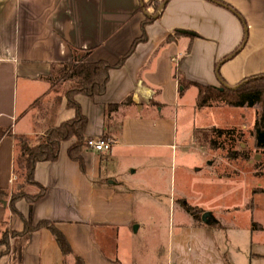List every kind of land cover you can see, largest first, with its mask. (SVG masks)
Listing matches in <instances>:
<instances>
[{"label":"crops","instance_id":"obj_1","mask_svg":"<svg viewBox=\"0 0 264 264\" xmlns=\"http://www.w3.org/2000/svg\"><path fill=\"white\" fill-rule=\"evenodd\" d=\"M147 17L152 20L146 22ZM143 32L145 40L116 67ZM74 50L89 51L90 62L115 66L102 95L76 96L88 120L86 140L105 136L114 145L98 153L85 144L82 169L68 154L73 141L62 142L56 161L35 167V180L46 193L32 208L25 198L18 200L19 215L12 212L10 198L0 202V230L22 232L21 215L33 225L49 220L65 235L72 253L64 255L52 232L40 228L25 239L12 237L9 248L0 243V264H78V259L84 264H134V234L146 226L142 216L151 207L158 212L168 207L157 187L169 167L177 197L169 207L173 218L167 227V264H238L239 259L264 257L260 242H252L251 255L241 257L231 243L223 248L218 226L194 220L180 203H194L182 177L201 174L209 175L212 185L218 177H253L252 195L264 198V192H255L264 189L259 163L252 175L228 170L232 163L260 162L264 154L255 148L252 156L243 140L234 152V144L213 148L195 139L197 130L245 128L246 110L254 107L199 108L198 88L183 89L178 81L181 75L190 83L237 86L263 74L264 0H0V189L10 190L18 181V135L35 137V142L50 122L58 125L75 116L61 89L47 79L54 66L73 60ZM58 95L61 103L52 118L48 107ZM39 100L45 103L41 113L40 106L21 119L20 113ZM126 101L107 112V105ZM226 115L232 118L223 120ZM27 188L30 194L38 192V187ZM205 203L193 206L206 210ZM206 213L220 224L217 216ZM162 224L154 227L166 228ZM250 230L264 231V225L252 220ZM161 243V235L151 237V252Z\"/></svg>","mask_w":264,"mask_h":264},{"label":"trees","instance_id":"obj_2","mask_svg":"<svg viewBox=\"0 0 264 264\" xmlns=\"http://www.w3.org/2000/svg\"><path fill=\"white\" fill-rule=\"evenodd\" d=\"M151 20V17L146 18V22H150ZM145 38L146 35L143 32L142 37L135 41L128 54L122 57L120 62L115 66H120L133 51L135 44L144 41ZM89 54V51L74 50L73 60L54 66L50 75L47 77L52 87H56L58 90L61 89L62 94L66 96L67 106L75 110V116L58 125L50 122L46 131L38 136L35 142L31 141L25 135H18L16 137L17 154L15 158V174L17 175L18 181L10 190L0 189V202L5 198H10L11 210L16 214L20 215L16 207L18 200L25 198L32 208L33 204L45 195L46 189L35 180V167L39 162L56 161L60 154L62 142L73 141L68 149V154L71 159L78 161L81 168L84 169L81 152L87 141L85 133L88 120L83 114L81 106L76 100V96L83 94L94 98L102 95L106 90L109 71L115 67L104 61L90 62L88 60ZM178 81L183 89L189 85H195L198 88L197 106L199 108L210 107L214 104H226L231 107H257L254 127L250 131V134L254 138L256 150L264 154V73L249 77L235 88H230L226 85L215 87L195 82L190 83L181 75L178 76ZM60 103L61 96L58 95L52 102L51 107H48L50 117L53 118L55 116ZM127 103L128 101L119 104H109L106 106L107 112L115 111L121 105ZM210 131L218 138L222 136L225 138L222 142H217L214 137L209 139V143L213 148H223L227 140H234L231 138H234L235 129L211 128ZM240 134L242 135V133ZM242 153H245L243 155L249 157L248 152ZM26 186L38 187V192L30 194L24 189ZM259 191L264 192V189L255 190V192ZM180 203L193 216L194 220H200L199 214L201 209L190 205L185 200H181ZM21 217L24 222V230L16 235L22 236L25 239L30 232L40 228H47L54 235L63 254L69 255L72 253V248L67 238L52 221L42 220L36 225H33L30 219H26L22 215ZM1 244L9 248V242L7 240L4 239L1 241ZM77 262L78 264H84L81 259H78Z\"/></svg>","mask_w":264,"mask_h":264},{"label":"rangeland","instance_id":"obj_3","mask_svg":"<svg viewBox=\"0 0 264 264\" xmlns=\"http://www.w3.org/2000/svg\"><path fill=\"white\" fill-rule=\"evenodd\" d=\"M52 102L53 101H50V104H52ZM219 105L220 104H214L211 107ZM40 106L41 113V110L45 108V103L43 104L42 100H39L35 104H33L29 110L20 113V118L23 119L29 114L33 115L37 109L39 110ZM255 109L257 108L254 107L252 109L246 110L247 126L245 128H240V126L228 128L235 129L234 138H231L234 140H227L225 142L228 145L234 144V152L240 149L241 146L237 142L242 139L247 143L245 147L249 151L251 150L253 156L255 146L254 138L251 136L250 131L253 125ZM38 114L39 113H36V115ZM231 118V115H226L223 117V120L227 121L226 119L229 120ZM210 129L211 128H207L204 129V131L197 130V132L195 133V136L197 135V137H195V139H198L201 144H205L206 146H208L209 139L213 137L216 138L217 142H222L225 139L224 136L218 138L210 131ZM241 132H243L242 135L240 134ZM34 139L35 137H32L31 141H33ZM259 157L261 158L260 162L242 164V166H237V164L232 163L231 168H228V170L232 171V169L236 168L238 169V171H240L242 169L243 171H246L250 173V175H252L255 163L256 165L257 163H259L257 170L264 176V157L262 155H260ZM206 170L207 169L204 168L203 172ZM208 176L209 175L205 176L201 174V177L195 178L187 175L182 177V183H184V186L185 188H187L188 191L190 190L189 192H191L192 194L191 197L194 198H191L194 203L190 201L188 202L192 204V206L199 205L201 201L206 202L204 205L206 210H208L211 215L213 214L214 216H217V220L220 222V224L226 226L225 228H219L220 224L218 222L216 223L210 215L207 216L206 221H208L215 227L218 226L215 228V230L217 232L220 245L223 248H225L226 245H230L231 243L232 247L239 248L238 257H241L240 255H246L247 253L251 255L250 249L252 242H260L261 245H259L258 247L259 249H262L260 250L261 252H264V231L252 232L250 230V224L252 220L258 221L264 225V198L257 199L252 195V188L255 186L256 179L244 174L226 178L218 177L216 179L219 182H217L216 185H212V179L210 180V177ZM261 180L264 181V177ZM173 182L174 178L171 173V168L169 167L167 172V178L163 179L162 183H160L159 186L157 184V188L163 193L160 198L162 199L163 204L168 205V207H162V209H160V212H158L155 211L154 208L149 206L151 207V210H147V212H145L142 216V221L144 224H146V226L144 225V228L140 232L134 234V246L137 248L135 257L136 259L134 261V264H167V227L170 219L173 218V209L169 212V207L171 206V204L173 205L175 203L174 198L177 197V194L174 193ZM27 187L28 186L24 187L26 191H28ZM194 188L198 189V191L192 193ZM194 200H197L199 203H197V201L195 202ZM147 203L153 204V202ZM137 206L139 207V204ZM206 210L201 209V212L199 214V222L204 221L203 215L204 213H206ZM178 215L179 213L176 210L174 216L177 217ZM159 224H162L161 228H163L165 224H167V226L163 229L155 228L156 225ZM160 231L162 234H160ZM16 234V231H12L9 229H5L4 231L0 230V243L5 239L10 244L12 237L16 236ZM160 235L162 243L158 246V249L156 251L153 250L151 252V249L148 246L149 239L151 237H156ZM253 257L254 259L249 258L248 260L244 261H241L239 259L237 263L264 264V257Z\"/></svg>","mask_w":264,"mask_h":264},{"label":"built area","instance_id":"obj_4","mask_svg":"<svg viewBox=\"0 0 264 264\" xmlns=\"http://www.w3.org/2000/svg\"><path fill=\"white\" fill-rule=\"evenodd\" d=\"M86 145L95 152L107 153L112 149L114 141L108 137L103 136L99 138L88 139L86 141Z\"/></svg>","mask_w":264,"mask_h":264},{"label":"water","instance_id":"obj_5","mask_svg":"<svg viewBox=\"0 0 264 264\" xmlns=\"http://www.w3.org/2000/svg\"><path fill=\"white\" fill-rule=\"evenodd\" d=\"M226 86H228V85H226ZM228 87L235 88L236 86H228ZM208 215H209L208 213H204L203 219L206 220ZM135 229H136V227H135Z\"/></svg>","mask_w":264,"mask_h":264}]
</instances>
